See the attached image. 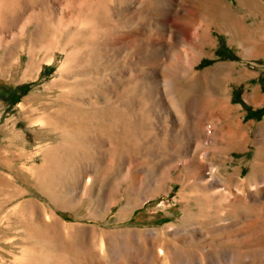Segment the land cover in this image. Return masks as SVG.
<instances>
[{
    "label": "rangeland",
    "instance_id": "1",
    "mask_svg": "<svg viewBox=\"0 0 264 264\" xmlns=\"http://www.w3.org/2000/svg\"><path fill=\"white\" fill-rule=\"evenodd\" d=\"M263 84L264 0H0V264H264Z\"/></svg>",
    "mask_w": 264,
    "mask_h": 264
},
{
    "label": "bare ground",
    "instance_id": "2",
    "mask_svg": "<svg viewBox=\"0 0 264 264\" xmlns=\"http://www.w3.org/2000/svg\"><path fill=\"white\" fill-rule=\"evenodd\" d=\"M171 1H172V0H171ZM174 1H175V0H174ZM172 4H173V3H172ZM181 7H182V6H181ZM169 11H171V9H170ZM178 12H179V11H178ZM175 13H176V12H175ZM234 15H235V14H234ZM181 16H182V15H181ZM237 20H238V19H237L235 16L232 15V22H237ZM202 29H203V28H202ZM202 29L199 30V33H198V34H200V32L202 31ZM204 34H205V33H204ZM205 37H206V39L208 40L207 43L211 45V44H212V40H211L210 38H208L207 33H206V36H205ZM188 69H189V68H188ZM179 70H180V69H179ZM171 89H172V88H171ZM223 104H224L223 108L225 107L224 109L226 110V109L228 108V105H227L226 102H224ZM209 112H210V111H209ZM228 113H229V111H228ZM209 114H210V113H209ZM212 119H213V118H212ZM232 120H233V119H232ZM256 184H257V183H256ZM256 184L253 183V184H251V185H252L253 187H256V186H257Z\"/></svg>",
    "mask_w": 264,
    "mask_h": 264
},
{
    "label": "trees",
    "instance_id": "3",
    "mask_svg": "<svg viewBox=\"0 0 264 264\" xmlns=\"http://www.w3.org/2000/svg\"><path fill=\"white\" fill-rule=\"evenodd\" d=\"M262 87H263V89H264V84H263ZM28 88H29V85H28V84H23V85H21V86L19 87L21 93H25V92L28 90ZM263 111H264V108H261V109L255 111V112H253V113H254V114H261ZM250 113H252V112H248L247 115H249Z\"/></svg>",
    "mask_w": 264,
    "mask_h": 264
}]
</instances>
